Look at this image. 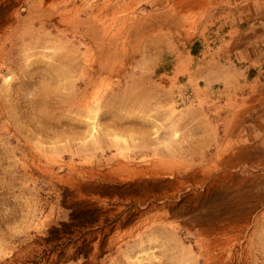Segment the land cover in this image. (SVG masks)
<instances>
[{
	"label": "rangeland",
	"instance_id": "374dc122",
	"mask_svg": "<svg viewBox=\"0 0 264 264\" xmlns=\"http://www.w3.org/2000/svg\"><path fill=\"white\" fill-rule=\"evenodd\" d=\"M198 3L0 0V264H264V113Z\"/></svg>",
	"mask_w": 264,
	"mask_h": 264
},
{
	"label": "crops",
	"instance_id": "0c3cea01",
	"mask_svg": "<svg viewBox=\"0 0 264 264\" xmlns=\"http://www.w3.org/2000/svg\"><path fill=\"white\" fill-rule=\"evenodd\" d=\"M207 0H194V8ZM196 2V3H195ZM216 50L238 51L246 70L241 97L264 113V0H208ZM229 47V48H228ZM231 51V52H232Z\"/></svg>",
	"mask_w": 264,
	"mask_h": 264
}]
</instances>
